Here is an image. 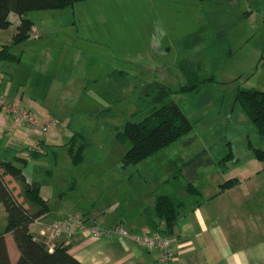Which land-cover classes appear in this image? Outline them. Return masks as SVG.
Segmentation results:
<instances>
[{"label": "rangeland", "instance_id": "374dc122", "mask_svg": "<svg viewBox=\"0 0 264 264\" xmlns=\"http://www.w3.org/2000/svg\"><path fill=\"white\" fill-rule=\"evenodd\" d=\"M226 3L221 2L222 11L247 15L226 35L232 56L216 66L205 52L210 44L206 23L211 20L205 12L210 8L197 0H80L62 11L33 10L24 15L33 20L40 37H33L32 32L14 48L19 54L24 47L22 64L18 65L24 83L15 85L27 96L35 84L33 92L38 100L48 108L61 106L54 111L58 123L51 128L58 133L59 142H67L74 132L87 138L78 165L71 164L66 147L44 145L45 152L28 159L22 167L25 178L40 183L43 195L53 196L48 201L52 210L62 205L72 213H89L92 218L112 200L133 206L139 192L154 187L164 192L168 188L160 183L164 177L183 183L182 164L197 153L222 158L228 152V140L234 141L237 150H244V131L253 146H258L260 136L233 103L231 87H242L251 77L254 64L264 56V0ZM13 30L12 26L0 32L1 40L8 41ZM30 56L40 58V67L34 72L29 69ZM113 70L126 71L142 83L157 81L172 89L211 76L215 82L202 84L197 93L174 95L192 130L124 172L121 156L129 144L119 143L115 134L126 120L135 119L140 87L130 83L123 93L118 92L108 77ZM240 70H245V75L235 79ZM27 77L31 87L25 85ZM232 77L229 84L220 83V79ZM94 79L97 82L92 86ZM50 90L51 96L47 94ZM233 105L234 114L230 111ZM192 161L196 165L200 160ZM194 168L199 171L201 166ZM13 190L17 200L23 201L16 187ZM5 224L0 203V233Z\"/></svg>", "mask_w": 264, "mask_h": 264}, {"label": "crops", "instance_id": "0c3cea01", "mask_svg": "<svg viewBox=\"0 0 264 264\" xmlns=\"http://www.w3.org/2000/svg\"><path fill=\"white\" fill-rule=\"evenodd\" d=\"M12 14L9 15V27L4 30L0 29V32L7 31L12 26L14 30L8 41L0 38V47L3 44L11 43L16 26L20 22V17L17 15L11 17ZM31 21V33L36 32L37 38H39L40 33L33 20ZM200 40L204 42L205 38L200 36ZM15 47H11L10 52L16 56V60H0V97L8 103L32 112L41 125H48V127L44 132H41L38 126L24 125L12 128L11 118L0 111V161H13L15 157L31 159V153L35 147H38L40 153H43L45 152L43 151L44 145H51L56 148L66 143L59 142L57 140L58 133L55 130L51 131V128L58 123L54 111L59 110L61 106L48 108L42 102L43 100H38L33 92L35 84L31 87L32 83L28 79L29 76L25 80L27 83L25 85L30 86L32 91L27 92V96L24 94L26 91L20 92L21 86L15 85L16 82L19 85L24 83V75L18 74V65L22 64L24 47L19 54L14 51ZM39 60V56L29 57L31 72H34L33 69L36 67H40L38 66ZM7 63L15 65L11 67L13 65H7ZM253 67L251 77H247L243 81L242 87L232 85L234 104H236L234 96L237 89L253 88L264 92L263 55ZM244 71H238L235 79L243 77L246 73ZM254 75L256 77L253 78ZM56 77L57 75L54 78L56 79ZM232 79L233 77L220 79V83L229 84ZM91 80L88 79L87 81ZM93 82L92 86L95 85L97 79H94ZM112 85L116 88L113 83ZM40 88H43L45 95V85ZM116 90L121 93L124 92V88L122 90L116 88ZM47 94L53 95L51 90ZM230 111L234 114L236 105H233ZM233 122L236 126L237 118ZM248 135L244 131V138L241 140L245 142L244 150H237L234 141H226V149L231 151L232 160L220 163L224 156L211 158L207 154L197 153L182 164L188 170L182 168L180 171L183 183L164 177L160 181V183L164 182L168 186L164 192H157L155 187L151 190L148 189V192H139L137 194L139 198L137 197L133 206H127L124 201L112 200L104 206L103 212L99 215H92V218H89V213H72L62 205L55 208V211L52 210L53 207L49 206L48 201L53 196L43 195L41 187L40 196L46 201L50 211L38 218L37 221L49 222L64 219L70 214H79L85 224L83 231L76 232L71 236L62 235L51 241L48 246L52 249L56 244L68 246L69 252L81 264H159V251L157 249L146 248L131 237L121 236L113 232V228L120 225L132 236L156 232L154 224H158V222L154 213L155 196L165 194L174 201L181 203L178 208L179 214L176 224L168 235L178 264H264V162L254 158L248 146V144L253 146ZM260 138H257L258 146L253 147L264 150V140ZM192 159L201 162L199 161L195 165L194 161L191 162ZM197 165L201 166L199 171L194 168ZM127 168H123V171L125 172ZM129 172L126 173L127 177L131 176ZM230 179H236L238 182L230 188L220 190V185ZM4 180L13 193L15 192L14 187L18 190L17 193H20V185L17 181L9 176H5ZM25 180L27 182L35 181L27 178ZM187 181L192 182L200 192L197 197L191 196L185 191L184 186ZM24 206L27 207V204L24 203ZM107 215L108 218L106 219ZM92 226H95L99 231L98 235L91 233L90 227ZM161 226L160 223L158 228ZM38 228L37 224L32 223L30 226L31 233L36 235ZM4 239L10 264H14L19 253L12 235L5 233Z\"/></svg>", "mask_w": 264, "mask_h": 264}, {"label": "trees", "instance_id": "16d2710c", "mask_svg": "<svg viewBox=\"0 0 264 264\" xmlns=\"http://www.w3.org/2000/svg\"><path fill=\"white\" fill-rule=\"evenodd\" d=\"M80 0H0V29H7L10 25L11 13L20 17L11 43L0 47V60H16L10 48L24 42L31 34L32 21L24 15L33 10L62 11L72 8ZM200 4L208 6L206 16L211 20L206 23L210 36V44L205 52L212 65L225 63L233 54L227 40V33L236 25L246 13L234 14L222 11L220 4L226 0H197ZM227 7V6H226ZM213 18V20H212ZM230 23H227V22ZM37 38V37H35ZM109 79L117 89L122 90L133 83L140 87L136 99L139 111L134 120H126L122 128L117 131L115 138L119 143H128L121 156V167L135 166L139 162L154 155L160 150L170 146L182 136L192 130V123L183 112L173 96L178 93H197L199 87L207 82H215L214 77L205 78L196 83L172 89L157 81L142 83L126 71H113ZM234 102L241 108L248 120L253 125L256 133L264 140V92L249 88L237 89ZM72 165L82 161L83 151L87 146V138L80 132H74L67 142L62 145ZM256 160L264 162V150L248 144ZM43 151L44 148H43ZM41 151L35 147L31 157ZM232 160L231 151L228 150L220 163ZM28 159L15 157L13 161H0V203L6 214V224L0 233V264H10L5 233L12 235L19 256L14 264H81L70 252L68 246L54 245L51 251L41 241L35 240L30 231L31 224L38 218L46 215L50 208L40 196L41 185L37 181L27 182L22 174V167ZM15 163V164H14ZM9 176L20 185V194L23 201L19 202L8 184L4 180ZM238 181L230 179L220 185V190L230 188ZM185 191L194 197L200 192L192 182L185 183ZM27 204V207L24 206ZM181 203L174 201L168 195L155 196L154 213L158 222L154 224L156 232L169 235L178 219V208ZM161 223V228L159 224Z\"/></svg>", "mask_w": 264, "mask_h": 264}, {"label": "built area", "instance_id": "2783aa9c", "mask_svg": "<svg viewBox=\"0 0 264 264\" xmlns=\"http://www.w3.org/2000/svg\"><path fill=\"white\" fill-rule=\"evenodd\" d=\"M37 36V33L33 32V37ZM0 111L11 118L12 128L29 125L31 127L38 126L41 132L47 130L48 125H41L36 115L32 112L8 103L2 97H0ZM33 224H37L39 227L37 235H33V238L44 243L49 251L52 250V248L48 246L51 241H54L62 235L71 236L74 233L85 229L83 218L79 214H70L64 219L49 222H40L36 219ZM90 231L93 235L99 234V231L95 226L90 227ZM113 232L121 236L131 237L146 248L157 249L159 251V264H178L176 256L171 248V241L168 235H162L159 232H152L144 233L141 236H132L120 225L115 226Z\"/></svg>", "mask_w": 264, "mask_h": 264}]
</instances>
